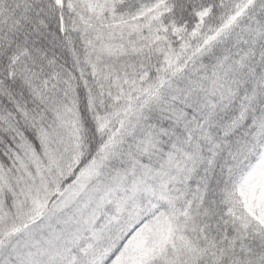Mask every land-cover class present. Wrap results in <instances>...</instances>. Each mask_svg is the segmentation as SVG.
<instances>
[{
    "label": "snow or ice",
    "instance_id": "6c2138e0",
    "mask_svg": "<svg viewBox=\"0 0 264 264\" xmlns=\"http://www.w3.org/2000/svg\"><path fill=\"white\" fill-rule=\"evenodd\" d=\"M0 264H264V0H0Z\"/></svg>",
    "mask_w": 264,
    "mask_h": 264
}]
</instances>
